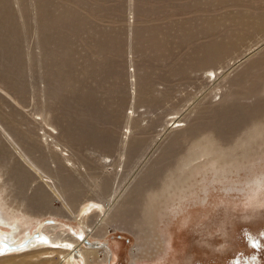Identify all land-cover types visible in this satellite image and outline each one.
<instances>
[{"label": "rangeland", "instance_id": "obj_1", "mask_svg": "<svg viewBox=\"0 0 264 264\" xmlns=\"http://www.w3.org/2000/svg\"><path fill=\"white\" fill-rule=\"evenodd\" d=\"M2 1L0 184L7 190L0 185V196L14 208L21 202L36 209L35 218L74 230L75 210L91 200L104 202L100 215L108 222L88 220L92 232L107 228L99 241L114 257L104 262L100 255L91 264H134L132 257L136 264H264V186L255 194L242 188L247 177L264 170V129L244 144L248 151L238 161L207 164L195 174L193 189L172 201L160 196L154 219L141 210L180 163L179 177L188 173L189 148L209 130L226 147L255 122L264 123V26H251L264 14V0ZM214 37L226 49L209 60L205 48ZM208 67L215 71L211 79ZM172 117L179 126L170 127ZM86 129L90 138L91 131L105 133L103 142L111 147L101 141L107 149L94 146L101 139L96 135L81 143L89 137ZM199 160L204 158L192 163ZM68 167L75 169L69 173ZM67 175L74 180L69 190ZM227 184L232 189L225 191ZM66 193L75 195L67 206Z\"/></svg>", "mask_w": 264, "mask_h": 264}, {"label": "bare ground", "instance_id": "obj_2", "mask_svg": "<svg viewBox=\"0 0 264 264\" xmlns=\"http://www.w3.org/2000/svg\"><path fill=\"white\" fill-rule=\"evenodd\" d=\"M2 1V0H0ZM43 0H41L42 2ZM238 1V0H236ZM3 2V1H2ZM44 3V2H43ZM2 6H0L1 8ZM182 8V7H181ZM245 9V8H244ZM149 10V9H148ZM180 11V10H179ZM67 14L70 16H72V12L70 13V11H66ZM70 14H69V13ZM260 12V11H258ZM155 13V12H154ZM261 13V12H260ZM66 13H64L65 15ZM67 14L64 16L63 15V18L65 19H70V17H67ZM259 15V14H257ZM154 17V16H153ZM256 17H259V16H256ZM54 17H52L53 19ZM74 19V20H73ZM210 19V18H209ZM225 19H228L227 17ZM224 19V20H225ZM241 19V22L243 19H246L245 17L244 18H240ZM46 20V19H45ZM49 20V19H48ZM65 21V23L67 22L68 25H70V22H76V18H74L72 16V20L71 21ZM229 20V19H228ZM249 20V19H248ZM38 22V21H37ZM50 22V21H49ZM72 22V23H73ZM214 22V20L212 21ZM57 23V22H56ZM66 23V24H67ZM71 23V24H72ZM218 22L215 21V25L213 24V26L217 27ZM47 24V23H46ZM51 24V23H49ZM231 24V23H230ZM236 24V23H235ZM48 25V24H47ZM237 25V24H236ZM235 25V26H236ZM262 27L264 26V14H262L259 19L253 23H251V26H261ZM236 27H239L241 28L240 26H236ZM251 29V27H249ZM262 29V28H261ZM232 30V29H231ZM235 32V31H234ZM247 32H250V31H247ZM242 33V32H241ZM213 34V33H212ZM223 34V32H222ZM240 33H237V35H239ZM251 35V33H249ZM241 35V34H240ZM239 35V36H240ZM210 39L213 37L212 35H210ZM217 37V36H216ZM222 37H224L222 35ZM221 37V38H222ZM209 38V37H208ZM207 38V39H208ZM229 37V39H226V40H231V41H235L234 40V37L231 38ZM100 39V38H99ZM224 40V38H222ZM239 39V38H238ZM244 39V38H243ZM222 40V41H223ZM214 42H212L211 44H209L206 48H205V58L206 59H213V58H217L219 57L224 51H225V45L221 42H215V37H214ZM240 41V40H238ZM111 42V41H110ZM205 42V41H204ZM208 42V41H207ZM226 42V41H225ZM154 43V42H153ZM48 44V43H47ZM116 45V44H115ZM155 46V45H154ZM202 47V46H201ZM200 47V48H201ZM231 46L227 47V48H230ZM235 47V46H234ZM232 48V47H231ZM234 49V48H233ZM230 50V49H229ZM232 50V49H231ZM236 50V49H234ZM233 50V51H234ZM228 51V50H227ZM69 54V53H68ZM68 54L66 53V55L68 56ZM261 57V56H260ZM221 59V58H220ZM217 61V60H216ZM255 61V60H254ZM257 61V59H256ZM263 61V59H262ZM261 61V62H262ZM260 62V64H261ZM255 63V62H254ZM258 63V62H257ZM264 63V62H263ZM260 64H258L260 67H262ZM250 65V64H249ZM256 65V63L254 64ZM264 65V64H263ZM253 66V63L251 62V67ZM256 67V66H255ZM206 73H208V77L209 76H215V71L211 68V67H208L206 70H205ZM245 72V71H243ZM242 72V73H243ZM241 73V74H242ZM246 73V72H245ZM243 73V74H245ZM264 73V72H263ZM263 73H261L263 75ZM205 73L203 72V75ZM260 75V74H259ZM260 75V76H262ZM217 77V76H216ZM238 77V76H237ZM247 77V76H246ZM210 78V77H209ZM211 79V78H210ZM215 79V78H214ZM245 82V81H244ZM254 82V81H253ZM246 88V87H244ZM256 89V87H255ZM258 91V90H257ZM253 92V90H252ZM255 92V91H254ZM259 92V91H258ZM249 93H251L249 91ZM257 93V92H256ZM259 94V93H258ZM254 95V94H253ZM255 98V97H254ZM263 98V97H261ZM257 99V98H256ZM255 99V100H256ZM257 104V103H256ZM254 104V106L256 105ZM260 106H258L259 108ZM249 109V108H248ZM254 109V108H253ZM261 109V107H260ZM228 112L227 110H224V112ZM256 112V110H254ZM250 112V111H249ZM224 114V113H223ZM237 114V113H236ZM255 114V113H254ZM225 115H227L225 113ZM251 115V113H250ZM259 116V114H257ZM220 116V115H219ZM222 116V115H221ZM220 116V118H221ZM236 116V115H235ZM241 116V115H240ZM263 116V115H261ZM237 117V116H236ZM173 118V117H172ZM171 118V119H172ZM170 119V120H171ZM175 117L173 118V121L170 125L171 128H173L174 124L175 127L176 126H179L180 124V119H176L174 120ZM213 120V117L211 118ZM235 119V118H234ZM165 120V119H164ZM239 120V119H238ZM256 120V119H255ZM258 120H261L258 118ZM251 121V120H250ZM209 125H211V128L212 126L215 124L212 123V121H209ZM215 122V121H214ZM237 122V121H236ZM240 122V121H239ZM251 123H253L251 121ZM227 125V124H226ZM215 126V125H214ZM213 126V127H214ZM217 126V125H216ZM215 126V127H216ZM230 126V125H229ZM233 126H234V123H233ZM194 127V126H193ZM208 127V130H209V126ZM236 127H237V124H236ZM235 127V128H236ZM91 128V127H90ZM210 128V129H211ZM230 128V127H229ZM228 128V130H230ZM249 128V126H248ZM191 129V128H190ZM194 129V128H193ZM215 129V128H213ZM212 129V130H213ZM219 129V128H218ZM264 129V123H257L255 122L252 126V128H250V130L246 129L247 132L245 133V136L238 140V141H233L232 143L229 142V144L231 143V145L229 146H220L217 141L216 138H214L213 136H209L211 134V131L209 130V135H207L206 133V136H204V139H202V141H197L196 143H194L189 149H190V152L189 154H187L188 156L186 157V160L185 162H188L186 163L184 166L185 168L188 166V173L183 176L182 178L179 177V174L183 172L184 170V167H182V163H180L179 161L176 163H180L181 165V168L180 170L175 173V174H172L170 172V176L168 178L167 176V180L165 181L164 179H161V181H165V182H161L162 183V187L159 188V190L157 191L156 188H152L153 191L156 190V192L150 194L147 196L148 199L146 198L147 202L143 203V209L141 207V210L143 212V216L145 218H150V219H154V216H153V213H155V208L157 207L156 205H158V203L160 202V200L156 201L160 196H162V198H167V196L169 195V201H172L173 198L175 196H179V194L181 192H185V190L189 189L190 188H194L195 187V184L193 186V183L194 181L193 178H195V174H197L200 170V168L202 167H205L207 166V164H211L214 166H225L226 163L228 162H233V161H238L237 157L238 156H242L245 152H247L248 148L244 146V144L246 145V143L249 144V142H251V139H253L255 136H260L262 130ZM93 130V129H91ZM90 130V131H91ZM95 130V129H94ZM207 130V129H206ZM207 130V131H208ZM245 130V131H246ZM45 131V129H44ZM86 131L88 132L89 130L86 129ZM215 131H219V130H213V132ZM223 131V130H222ZM264 131V130H263ZM86 132V134H87ZM187 132V131H186ZM231 132V131H229ZM244 132V131H243ZM242 132V133H243ZM7 133V132H6ZM85 133V132H84ZM91 133H93V135L97 136L98 138H101L100 140L98 139L99 141V145L98 144H93L92 141H90L92 138H94V136L92 138H90L91 134L88 132L89 134V137L85 138V139H80L81 140V143L82 141L84 142V140L90 138V143H92L94 146L96 147H99L101 148L102 147H107L106 143L108 142H103L105 141V139L102 137L104 136L105 133L102 132V134L100 132H98L99 136L97 134H95L93 131H91ZM191 133H193V130L191 131ZM216 133V132H215ZM44 134V137L48 136L47 133H43ZM42 134V135H43ZM87 134V135H88ZM205 134V133H204ZM230 134V133H227V135ZM86 135V136H87ZM102 135V136H101ZM106 135V134H105ZM212 135V134H211ZM218 135V134H216ZM95 136V137H96ZM110 136V135H109ZM200 136H202L200 134ZM199 136V137H200ZM105 137V136H104ZM224 137V136H223ZM43 138V137H42ZM78 138V137H77ZM102 138L104 140H102ZM108 138V137H107ZM192 138V137H191ZM203 138V137H202ZM95 139V138H94ZM198 139V138H197ZM196 139V140H197ZM220 139V137H219ZM218 139V140H219ZM93 140V139H92ZM97 140V139H95ZM221 140V139H220ZM233 140H236L235 138ZM100 141L105 143L106 145H101L100 144ZM8 142V141H7ZM45 142V141H44ZM87 142V141H85ZM88 143V142H87ZM89 143V145H90ZM95 143V142H94ZM11 144V143H10ZM52 144V143H50ZM56 144V143H55ZM85 144V143H84ZM137 144V143H136ZM135 144V145H136ZM192 144V143H191ZM101 145V146H100ZM224 145V144H223ZM11 145H9V148H10ZM55 145H52V147H54ZM108 146L111 147V145L109 144ZM56 147H58L56 145ZM61 148V147H59ZM58 148V149H59ZM57 149V148H56ZM107 149V148H106ZM53 150V148H52ZM65 150V149H63ZM196 150H198V152H196ZM207 150V151H206ZM60 151H62V149H60ZM64 153V151H62ZM210 152V153H209ZM59 153V152H58ZM61 153V152H60ZM216 154V153H219V157L220 158H226V159H222L224 160L225 162H221L220 160L216 159V158H213V156L207 158V156L209 155H212V154ZM62 154V153H61ZM59 154V155H61ZM67 154V153H66ZM65 154V155H66ZM255 154V153H253ZM257 155V154H256ZM67 156V155H66ZM64 157L63 159V162L64 160L67 162L68 158L69 157ZM252 156V155H251ZM249 156V157H251ZM191 159H190V158ZM192 157H194V161L199 159V158H204V160H199L198 163H192L194 162L192 160ZM206 157V158H205ZM232 157H235V159H232L230 160ZM248 155L247 157H243V159L245 158H249ZM63 158V156H62ZM182 158V157H180ZM179 160H184V159H180ZM104 159V158H102ZM250 159V158H249ZM20 160V159H19ZM229 160V161H228ZM54 161V160H53ZM69 162V160H68ZM72 162V161H71ZM101 162V161H100ZM104 162V161H103ZM26 163V162H25ZM30 163V162H29ZM28 163V164H29ZM70 163V162H69ZM74 163V162H72ZM31 164V163H30ZM61 165V162L59 163ZM68 164V163H67ZM75 164V163H74ZM110 164V163H109ZM108 164V165H109ZM232 164V163H231ZM33 165V164H32ZM55 165V164H54ZM64 165H66L64 163ZM73 165V164H71ZM105 165V163H104ZM107 165V166H108ZM58 165L56 164L55 167H57ZM69 166V164H68ZM75 166V165H74ZM106 166V165H105ZM227 166V165H226ZM179 167V165L177 166ZM176 165L175 167L173 168L174 169V172L176 170ZM212 167V168H213ZM235 167V166H234ZM36 168V167H35ZM61 169V167H58V169ZM70 168V171L69 173L71 172V168L75 169V167H68ZM82 168V166H81ZM80 168V169H81ZM206 168V167H205ZM29 169V168H28ZM54 169V168H53ZM59 169V170H60ZM66 169V168H65ZM83 169V168H82ZM232 169V168H231ZM36 170V169H35ZM69 170V169H68ZM84 170V169H83ZM199 170V171H198ZM203 170V169H202ZM207 170V168L205 169ZM239 170V169H238ZM63 170L61 169V172ZM67 171V170H65ZM78 173L80 174V171L79 169L77 170ZM75 171V172H77ZM204 171V170H203ZM235 171V170H234ZM202 172V171H200ZM205 172V171H204ZM203 172V173H204ZM15 173V172H14ZM65 174V172H63ZM69 173H66L68 175H70ZM202 173V174H203ZM36 174V173H35ZM47 174V173H46ZM185 174V173H184ZM215 174V173H214ZM68 175L66 176V178L68 179V181H65V188L69 190V186L72 184V182L74 181L72 178L73 181H69L70 178H68ZM173 175V176H172ZM73 176V175H72ZM71 175L69 177H72ZM204 176V175H203ZM206 176V175H205ZM210 176V175H209ZM212 176V175H211ZM247 176V175H246ZM74 177V176H73ZM76 177V176H75ZM204 178V177H203ZM202 178V180H203ZM209 178V177H208ZM212 178V177H211ZM213 178L215 179V177L213 176ZM166 179V178H165ZM45 180V179H44ZM213 180V179H212ZM50 182V181H49ZM94 182V181H93ZM193 182V183H192ZM205 182V181H204ZM212 182V181H211ZM46 183V182H45ZM210 183V182H209ZM48 186H50L52 188V183H48ZM46 184V185H47ZM199 184V183H198ZM230 184V183H229ZM1 185V192L4 191V190H7L5 188V185L3 183L0 184ZM228 185V184H227ZM61 186V185H60ZM234 186V185H233ZM239 186V185H238ZM241 186V185H240ZM264 186V170H262L259 174H254L252 175L250 178L247 177L246 179V182L245 184H242V188H247L246 191L249 192V193H253L255 194L257 190H259L260 188H262ZM54 188V187H53ZM202 191L203 193L205 194L206 192V184H203L202 185ZM237 189V187H235ZM241 188V189H242ZM232 189V186L228 185V186H223V190L227 191V190H231ZM55 190V189H54ZM53 190V191H54ZM152 191V190H151ZM54 193H57L56 190ZM148 193V192H147ZM59 192L56 194L58 197H59ZM66 199L62 200L63 202V205H66L67 206V202L72 199L73 200V196L75 195H72V194H69V193H66ZM55 195V194H54ZM53 195V196H54ZM43 196H45L43 194ZM61 196V195H60ZM164 196V197H163ZM34 197L36 199H38V195H34ZM41 197V195H40ZM56 197V196H55ZM62 199V198H61ZM114 199V197H113ZM110 200V199H109ZM112 200V199H111ZM6 198L3 197V196H0V225H8V230H11V231H8V230H5V229H2L0 228V238L1 239H5L6 241H8L9 243H11L12 245H15V247L13 248H8L4 253H0V264H91L90 263V260L93 259V258H97L98 256L102 255V258L104 259V262L106 261H110L112 259L113 256V253L112 251L108 248V246L106 245H103V243H101L99 240L103 239V237L105 236V232H106V229L105 228V232L104 233H99V231L97 233L95 232H92V228H90V224H89V218H92V222L94 220H97L99 218V220H101V215L100 214H105L106 213V209L105 206L106 205H103V203L99 202L96 203V201L94 200H91L90 202L88 203H84L82 204V206L80 208H78L77 210H75L74 212H76V215L73 216L75 219H77V222L79 224V229L77 230H74L72 227L70 226H66V224L64 223H60L58 221H54L52 219H41V218H35L36 216L39 215V212H37L36 209L33 210V208H30L29 206H24V208L22 207V203L20 202L19 204H17V206H15V208L12 206V204H8V202H6ZM167 201V202H164L162 208H165L166 205L170 204V202ZM106 202V201H105ZM110 202V201H109ZM113 202V201H112ZM111 202V203H112ZM32 204H35L34 206H36V201L35 199L33 198L32 201H31ZM108 203V201H107ZM105 204V203H104ZM109 205V203H108ZM107 207V206H106ZM108 207L111 208V206L109 205ZM29 208V209H27ZM158 209L159 206L157 207ZM156 208V209H157ZM58 211V210H57ZM108 211V210H107ZM110 211V210H109ZM59 212V211H58ZM48 213V212H47ZM50 215L53 216V214H55L56 212L55 211H52V212H49ZM72 213V212H70ZM69 213V214H70ZM75 214V213H74ZM73 214V215H74ZM62 215V214H61ZM68 215V214H67ZM110 217V216H109ZM68 219V218H67ZM74 219V220H75ZM106 219V218H104ZM104 219H102L101 221H103ZM110 219V218H109ZM122 220V219H121ZM98 221V220H97ZM106 221L108 222V220L106 219ZM154 221V220H153ZM100 222V221H99ZM97 223V222H96ZM111 223V222H110ZM98 224V223H97ZM108 224V223H107ZM38 225L36 228L35 226ZM101 225V224H100ZM103 225V224H102ZM99 226V225H97ZM109 226V225H108ZM108 226H105V227H108ZM104 228V226H102ZM100 227V228H102ZM102 228V229H103ZM144 228V227H143ZM99 229V228H98ZM102 229L100 231H102ZM145 229V228H144ZM104 230V229H103ZM139 230V228H138ZM68 231V232H67ZM153 231H155L153 229ZM38 233L36 236H33L34 233ZM144 232V231H143ZM95 233V234H94ZM135 234L137 235V239H141V237L138 236L137 234V231H135ZM144 234V233H143ZM25 239H29V242L26 244V245H22V242L25 240ZM95 239H97L98 241H96ZM160 242V241H159ZM158 242V243H159ZM165 242V241H164ZM166 243V242H165ZM160 246H161V242H160ZM163 248V247H162ZM165 249V248H164ZM161 250V249H160ZM159 253V252H158ZM142 256V255H141ZM144 258V257H143ZM139 259V258H138ZM95 260V259H94ZM132 260L135 262L134 264H136V259L134 257H132Z\"/></svg>", "mask_w": 264, "mask_h": 264}, {"label": "water", "instance_id": "obj_3", "mask_svg": "<svg viewBox=\"0 0 264 264\" xmlns=\"http://www.w3.org/2000/svg\"><path fill=\"white\" fill-rule=\"evenodd\" d=\"M38 233H34L33 236H36ZM29 242V239H25L22 242V245H26ZM15 247V245H12L11 243H9L8 241H6L5 239H1L0 238V253H4L8 248H13Z\"/></svg>", "mask_w": 264, "mask_h": 264}]
</instances>
